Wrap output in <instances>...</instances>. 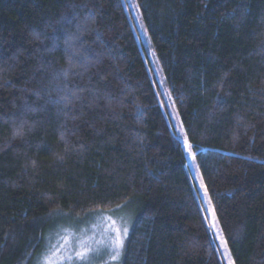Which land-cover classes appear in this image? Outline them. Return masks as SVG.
Wrapping results in <instances>:
<instances>
[{"label": "trees", "instance_id": "1", "mask_svg": "<svg viewBox=\"0 0 264 264\" xmlns=\"http://www.w3.org/2000/svg\"><path fill=\"white\" fill-rule=\"evenodd\" d=\"M136 1L235 264H264V0ZM120 204L123 264H222L124 0H0V264Z\"/></svg>", "mask_w": 264, "mask_h": 264}, {"label": "rangeland", "instance_id": "2", "mask_svg": "<svg viewBox=\"0 0 264 264\" xmlns=\"http://www.w3.org/2000/svg\"><path fill=\"white\" fill-rule=\"evenodd\" d=\"M124 2L166 118L184 145L188 171L216 250L222 264H235L140 6L136 0ZM130 211L132 212L127 205L120 204L114 208L92 211L84 216L58 214L54 227L47 235L46 246L33 264H123L128 237L135 222V215Z\"/></svg>", "mask_w": 264, "mask_h": 264}]
</instances>
